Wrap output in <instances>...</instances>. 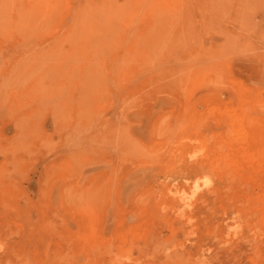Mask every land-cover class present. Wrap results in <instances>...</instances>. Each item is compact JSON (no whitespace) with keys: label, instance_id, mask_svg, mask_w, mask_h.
<instances>
[{"label":"rangeland","instance_id":"1","mask_svg":"<svg viewBox=\"0 0 264 264\" xmlns=\"http://www.w3.org/2000/svg\"><path fill=\"white\" fill-rule=\"evenodd\" d=\"M0 264H264V0H0Z\"/></svg>","mask_w":264,"mask_h":264}]
</instances>
